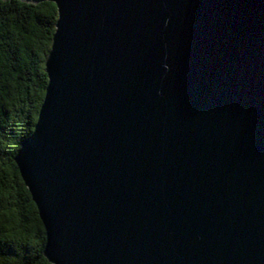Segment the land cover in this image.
Listing matches in <instances>:
<instances>
[{
  "label": "water",
  "instance_id": "obj_1",
  "mask_svg": "<svg viewBox=\"0 0 264 264\" xmlns=\"http://www.w3.org/2000/svg\"><path fill=\"white\" fill-rule=\"evenodd\" d=\"M17 1L57 10L14 158L47 262L264 264V0Z\"/></svg>",
  "mask_w": 264,
  "mask_h": 264
},
{
  "label": "trees",
  "instance_id": "obj_2",
  "mask_svg": "<svg viewBox=\"0 0 264 264\" xmlns=\"http://www.w3.org/2000/svg\"><path fill=\"white\" fill-rule=\"evenodd\" d=\"M56 21L52 3L0 0V264H49L45 231L14 158L37 122Z\"/></svg>",
  "mask_w": 264,
  "mask_h": 264
}]
</instances>
